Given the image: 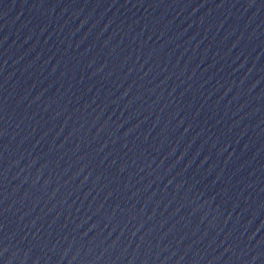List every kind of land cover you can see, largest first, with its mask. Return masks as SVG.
Returning <instances> with one entry per match:
<instances>
[{
    "label": "water",
    "instance_id": "obj_1",
    "mask_svg": "<svg viewBox=\"0 0 264 264\" xmlns=\"http://www.w3.org/2000/svg\"><path fill=\"white\" fill-rule=\"evenodd\" d=\"M0 264H264V0H0Z\"/></svg>",
    "mask_w": 264,
    "mask_h": 264
}]
</instances>
